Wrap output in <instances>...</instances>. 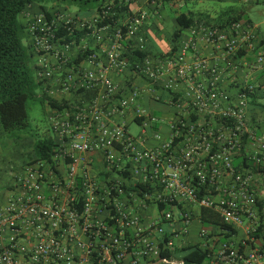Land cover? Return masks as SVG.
<instances>
[{
  "label": "built area",
  "instance_id": "1",
  "mask_svg": "<svg viewBox=\"0 0 264 264\" xmlns=\"http://www.w3.org/2000/svg\"><path fill=\"white\" fill-rule=\"evenodd\" d=\"M150 9L120 0L90 16L24 12L43 91L67 105L49 114L50 155L11 167L0 264H196L182 258L189 246L207 251L203 264H264V120L248 109L253 84L221 87L242 51L264 69L257 27L196 19L170 53L141 55ZM128 70L148 85L121 84ZM84 92L91 103L78 102ZM142 92L160 102L166 93L171 117L144 108ZM204 207L230 228L189 238Z\"/></svg>",
  "mask_w": 264,
  "mask_h": 264
},
{
  "label": "trees",
  "instance_id": "2",
  "mask_svg": "<svg viewBox=\"0 0 264 264\" xmlns=\"http://www.w3.org/2000/svg\"><path fill=\"white\" fill-rule=\"evenodd\" d=\"M47 0H0V135L6 134L9 137H20V134L28 133V110L27 101L39 99L42 103L47 102L52 108L62 109L67 103H60L58 100L49 97L43 91V80L39 79L33 66V53L31 50L30 36L27 31L24 12L32 10H46L43 4ZM70 3L83 6L91 1L98 3L97 7L110 1L120 0H68ZM137 0H129L132 3ZM164 2H175L176 0H159ZM261 2V1H251ZM128 5V3H126ZM124 8V7H123ZM120 8L118 12H123ZM67 9V8H63ZM117 13L115 17H118ZM242 12H236L234 8L225 10L216 19L210 20L207 14L196 16L191 10L189 12H179L175 19L178 28L172 36L175 49L178 39L181 37L183 30L189 27L196 19L204 18L211 23L225 25L233 20L242 19ZM243 21H251L243 20ZM252 22V21H251ZM28 37V43L23 39ZM72 39V36L68 37ZM138 54L146 52L137 51ZM245 51L239 53L242 55ZM255 92L249 94L252 96ZM264 108V103L259 104ZM32 138L31 150L28 152L29 159L34 157L47 158L54 145V138L51 128L45 130L42 134L34 135L28 133ZM27 134V135H28ZM2 148V146H0ZM8 188V187H7ZM6 188V190H7ZM261 203V207H262ZM200 217L203 225H219L220 227L230 228L221 215L210 208H202ZM182 258L186 262L203 264L207 258V251L198 246H189L183 249Z\"/></svg>",
  "mask_w": 264,
  "mask_h": 264
},
{
  "label": "rangeland",
  "instance_id": "3",
  "mask_svg": "<svg viewBox=\"0 0 264 264\" xmlns=\"http://www.w3.org/2000/svg\"><path fill=\"white\" fill-rule=\"evenodd\" d=\"M162 2V1H161ZM164 4V9L162 15L164 16L163 21L157 25V38H159L160 43L165 44L168 40L170 42L171 35L173 31L177 28L178 24L176 22L175 16L179 12H189L190 10L196 15L207 14L210 20L216 19L225 10L234 8L236 12H242V20L252 19L253 22L260 25L262 31H264V2H250L244 0H177L173 2V5L177 7L175 9L170 8L169 2H162ZM45 7H57V8H67L69 11L75 13H90L95 10L98 3L96 1H91L90 3L79 6L70 3L68 0H47L43 3ZM154 36V35H153ZM154 37H150L151 43L155 44V48H158V44L154 41ZM24 43H28V37L25 36L23 39ZM262 101L264 99L262 98ZM152 105V104H151ZM149 109L157 116H163L169 111L164 107L149 106ZM28 110V133L34 135H40L45 130L49 129L51 123L49 120V114L51 112V107L47 102L42 103L39 99H29L27 101ZM132 133H137L140 131V127L136 123H132L130 126ZM27 133V134H28ZM26 133L20 134L19 138L13 136L12 138L6 134L0 135V204L4 197L6 191L5 177L1 174L6 169L10 170L9 166H20L30 157L28 152L31 150L32 138ZM11 166V167H12ZM208 227L207 225H203ZM210 226V225H209ZM201 225L193 227L195 229H200ZM196 230V231H197Z\"/></svg>",
  "mask_w": 264,
  "mask_h": 264
},
{
  "label": "crops",
  "instance_id": "4",
  "mask_svg": "<svg viewBox=\"0 0 264 264\" xmlns=\"http://www.w3.org/2000/svg\"><path fill=\"white\" fill-rule=\"evenodd\" d=\"M169 4H170V8H172V9H175L177 7L176 5H173L172 2H170ZM148 6H149V8H151L150 9L151 13H150V16L148 17L145 25L143 26V34H144V39H145V47L143 49V52H146L144 54H151V55L168 54L174 48L172 36H173L174 32L176 31V29L178 28V26L173 31L171 38H170V42H168V40H167L165 42V44L160 43L159 38H157V34H158L157 25L160 24L164 19V16L162 15V11L164 9V4L162 3L160 6L157 7V9H155L154 7H151L146 0H137V1H134L131 3V8L133 10L139 9V8H148ZM96 9H97V7H96ZM95 10L91 11L90 13H85L82 15L90 16V15L95 13ZM79 14H81V13H79ZM248 19H250V18H248ZM250 20L252 21V19H250ZM253 23L256 25L257 30L259 32V36L261 37L260 45H264V31L261 30L259 24L255 23V22H253ZM150 37L155 38L154 41H156L155 43L158 44V48H155V46H154L155 44L151 43V41L149 40ZM244 54L245 53H243L242 55H239L236 58V60H235V65H236L235 68L236 69L234 71L228 72L227 74H225L223 76L221 87L227 93L235 94L237 92V89L239 88V85H241L243 83H247V81L249 83L253 84L255 87L253 92H255V94H253L252 96H250V95L248 96V109L253 116L260 117L262 120H264V108H261L259 105L260 103H264V101H262V98L264 99V69H253V68L248 67L247 63L252 62L254 57H253V54H251V53H248V54L246 53L245 55ZM117 78H118L117 80L123 85H125V84H128L130 86L131 85H137L140 88H145L149 82V80L147 78L142 77V76L138 77L136 74H134L130 70H128L124 75L118 76ZM179 88H180V90L183 89L180 86H178V89ZM76 97H77V100L80 104L81 103L88 104L94 100L95 93L94 92H84V93L77 95ZM167 97H168V95L166 93H164V95H163L164 100L160 102V101H156L155 99H153L152 96L147 94L146 92H142L141 95L139 96L138 100H139L140 104L144 108H146L148 111H151L149 109V106H152V105L157 106L158 108L164 107L169 112L164 114L163 116H159V117L169 118L172 115V112H173L172 109L173 108L167 102ZM1 151L2 150L0 149V152ZM240 159L241 158H238L236 161L239 162ZM11 166H9L10 170L6 169L1 174L6 179L5 180L6 188L9 187V185L12 183V180H13V175L11 172ZM14 167L17 168L18 167L17 164ZM261 193H264V191H262ZM262 197L264 198V194ZM2 200H1V202H2ZM262 205L264 208V203H262ZM197 225H201V227H202V222L198 219V217L195 218V220L193 221V223L190 227L189 238H193L194 235L196 236V233L198 232L199 229L198 230L195 229L194 231L192 229L194 226H197Z\"/></svg>",
  "mask_w": 264,
  "mask_h": 264
}]
</instances>
